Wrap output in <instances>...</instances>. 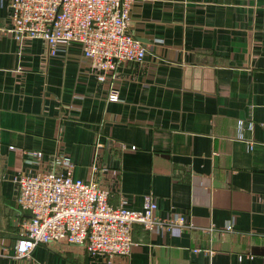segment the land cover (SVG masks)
I'll use <instances>...</instances> for the list:
<instances>
[{"label":"crops","instance_id":"1","mask_svg":"<svg viewBox=\"0 0 264 264\" xmlns=\"http://www.w3.org/2000/svg\"><path fill=\"white\" fill-rule=\"evenodd\" d=\"M9 8L0 0V264H107L62 242L15 255L28 213L14 178L65 172L61 159L112 206L142 210L151 195L158 219L185 218L181 232L133 225L112 264H264V0H131L144 59L103 82L78 43L53 55L7 33Z\"/></svg>","mask_w":264,"mask_h":264},{"label":"built area","instance_id":"2","mask_svg":"<svg viewBox=\"0 0 264 264\" xmlns=\"http://www.w3.org/2000/svg\"><path fill=\"white\" fill-rule=\"evenodd\" d=\"M7 1V33L18 41L43 39L53 55L60 44L78 43L101 82L107 74L113 77L120 63L144 59L145 47L128 30L131 0ZM116 98V91L111 90L108 99ZM28 155L40 161L43 152L34 150ZM60 163L65 172L20 173L14 178L15 202L28 213V218L19 224L14 243L17 257L28 258L35 246L62 242L82 246L92 258L112 264L117 257L130 254L133 225L140 224L151 231L181 232L186 227L182 215L158 219L151 195H145L142 210L112 206L106 188L93 180L74 178L71 163L66 159Z\"/></svg>","mask_w":264,"mask_h":264}]
</instances>
